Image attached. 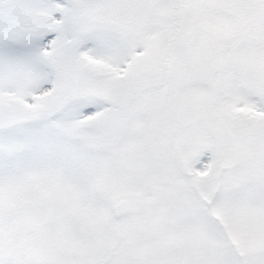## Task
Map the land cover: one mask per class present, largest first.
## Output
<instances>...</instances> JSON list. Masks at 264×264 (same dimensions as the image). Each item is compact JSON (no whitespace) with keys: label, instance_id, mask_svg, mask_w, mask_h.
I'll use <instances>...</instances> for the list:
<instances>
[{"label":"snow or ice","instance_id":"1","mask_svg":"<svg viewBox=\"0 0 264 264\" xmlns=\"http://www.w3.org/2000/svg\"><path fill=\"white\" fill-rule=\"evenodd\" d=\"M0 264H264V0H0Z\"/></svg>","mask_w":264,"mask_h":264}]
</instances>
